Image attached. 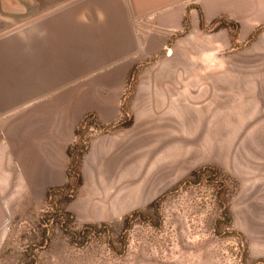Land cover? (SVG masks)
I'll use <instances>...</instances> for the list:
<instances>
[{"label": "rangeland", "instance_id": "rangeland-1", "mask_svg": "<svg viewBox=\"0 0 264 264\" xmlns=\"http://www.w3.org/2000/svg\"><path fill=\"white\" fill-rule=\"evenodd\" d=\"M222 18L238 28H183L141 63L132 125L88 131L72 201V191L53 202L46 192H0V264H264V22L245 33ZM203 167L236 182L231 229L215 227L218 187L187 181ZM164 195L158 211L124 225ZM58 209L72 214L64 226L49 221ZM103 224L101 236L84 232Z\"/></svg>", "mask_w": 264, "mask_h": 264}, {"label": "crops", "instance_id": "crops-1", "mask_svg": "<svg viewBox=\"0 0 264 264\" xmlns=\"http://www.w3.org/2000/svg\"><path fill=\"white\" fill-rule=\"evenodd\" d=\"M188 11L191 28L200 11L245 33L264 22V0H0V192L65 185L83 117L120 120L131 70L168 48Z\"/></svg>", "mask_w": 264, "mask_h": 264}, {"label": "trees", "instance_id": "trees-1", "mask_svg": "<svg viewBox=\"0 0 264 264\" xmlns=\"http://www.w3.org/2000/svg\"><path fill=\"white\" fill-rule=\"evenodd\" d=\"M212 26H215L216 29H230V28H238L237 23L227 22L223 18H218L214 20L211 23ZM200 27L201 29H205L206 22L204 19L203 13L200 11ZM191 28V17L188 14L186 15L184 19V32L180 35L186 34ZM263 28H259L254 32V34L251 37V40L257 38V36L260 34V31ZM237 40V36H232V43H235ZM170 44H172L170 42ZM141 64H137L130 72L129 80H128V87L126 90V93L123 98V103L121 107V115L120 120L112 125L104 126L100 121L96 113H87L81 122L79 123L77 129H76V139L72 145L68 148V171H67V182L65 185L60 187H52L49 188L46 191V201L47 202H53L55 200V197L58 195H64L66 191H72L71 194L67 195V203L72 201L75 198V195L77 191L82 187L84 183V176L82 172V166H83V160L85 157V154L88 152L89 146L87 145V138L86 135L88 131L91 128H97L101 130H110L114 129L113 131H117L120 129L128 128L132 125V121H125L128 108H129V101L131 98V95L136 90L138 77ZM129 94V95H128ZM117 124V125H116ZM109 127V128H108ZM206 179L210 184H214L218 187L217 190V200L218 205L221 209V213L219 218L216 219L215 227L216 229L219 228L220 224L223 223L227 227L231 229L232 227V216L231 211L229 207L230 200L232 199L234 192H229L228 188L231 186L235 187L236 182L229 176L223 175L218 168H211V167H203L199 169L198 171L194 172L191 175V178L187 181H190L191 183L195 184L197 182L191 181L192 179H195V181H202L203 179ZM173 191V190H172ZM171 192V191H170ZM168 194V193H167ZM166 194V195H167ZM160 197L158 200L151 203L146 210L144 211H135L130 216L126 217L124 220V225L129 226V223L134 220V218L137 217H150L149 214H147V211L150 212L152 210H159L160 204L163 201V199L166 197ZM62 200H58L56 202V205L59 204ZM60 210L56 212V216L54 218H51L49 221L55 222V219H58V221H61L62 225L64 226L63 219L66 217L68 220L72 218V214L63 209V211L59 212ZM146 211V212H145ZM57 221V222H58ZM109 228V225L103 224V225H94V226H86L84 232H90V234L94 236H101L106 229ZM74 242L78 244V239L81 238V234L77 236V234H74Z\"/></svg>", "mask_w": 264, "mask_h": 264}]
</instances>
